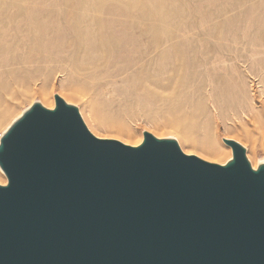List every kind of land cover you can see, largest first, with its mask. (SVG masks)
I'll list each match as a JSON object with an SVG mask.
<instances>
[{
  "label": "water",
  "instance_id": "obj_1",
  "mask_svg": "<svg viewBox=\"0 0 264 264\" xmlns=\"http://www.w3.org/2000/svg\"><path fill=\"white\" fill-rule=\"evenodd\" d=\"M0 139V264H264V163L99 138L55 95Z\"/></svg>",
  "mask_w": 264,
  "mask_h": 264
},
{
  "label": "rangeland",
  "instance_id": "obj_2",
  "mask_svg": "<svg viewBox=\"0 0 264 264\" xmlns=\"http://www.w3.org/2000/svg\"><path fill=\"white\" fill-rule=\"evenodd\" d=\"M10 1L12 0H0V4ZM85 2H99L118 7L124 2H133L144 8L135 16L127 15L115 7L107 8L100 16L98 15L101 23L97 24L98 27L92 34L93 47L96 49V45L104 44L99 50L110 60L112 64L110 70L119 76L135 74L134 69L132 70L134 66L132 61L140 57V51L146 48L145 37L140 30L129 28L131 23L128 19L141 16L154 20L156 35L158 39L164 41L163 45H160L169 48L170 43L173 45L170 51L168 48L169 54L164 59L169 65L172 80L188 87L187 95L192 98L191 100L189 98V108L194 107L199 98L205 101L208 91L213 95L216 116L212 113L204 114L207 119L201 116V127L193 133L189 131L192 137L200 139L204 134V126L208 124L209 138L217 148L219 144L223 148L222 154L215 157L225 158L226 161L231 158L232 149L223 141L225 136L229 135L237 139L246 149V157L250 162L257 163L264 158L262 150L264 146V0H28L26 5L28 20L32 22L34 34L46 35H44L46 37L44 44H52L48 49L54 47L56 50L57 47L64 45L68 48L74 47L75 33L83 26L76 22L79 6ZM136 48H139L137 57ZM160 52L161 48L157 44L154 55ZM48 54L50 53H40L32 58L42 60L46 57H54ZM181 58L186 61L185 64ZM183 64L180 73L178 66ZM153 65L160 64L154 62ZM143 68V65H140L138 71ZM56 76L44 75L34 81L30 90L10 106L0 107L2 109H0V129L34 100L43 101V96L37 92L39 88H42L47 100L53 104L54 94L60 93L66 102L78 108L84 120L83 98L71 95L73 88H69L70 82H64L65 84L59 87ZM128 78L130 87H133L135 92L140 82L132 76ZM251 84L254 94L257 95H254L255 105L248 104L252 103V95L247 92ZM173 85L175 84L171 83L169 87L166 85L165 90L170 92ZM86 86L87 97L95 104L98 112L102 113L106 120H110L111 124H121L122 118L118 112L112 110L109 112L102 107L96 92L92 91L93 86L90 83ZM149 89L163 91L154 86ZM77 91L83 92V89L78 88ZM130 93L127 94L124 104L129 110L131 109L129 114H134V117H131L123 127L128 129L131 135L117 137L115 133L98 131L105 138L121 142L128 139L138 143L143 140L142 132L148 131L158 138L173 137L180 146L181 138L178 131L171 132L163 126L173 125L174 128H182L185 125H178V121H175V117L171 115L160 113L156 116V113L149 112V108L144 104H138L135 93L134 95ZM143 99L144 96L140 101H144ZM180 131L183 132L182 129ZM254 142L256 150L253 151ZM191 154L210 160L200 150H193ZM0 175L5 179L1 172Z\"/></svg>",
  "mask_w": 264,
  "mask_h": 264
},
{
  "label": "bare ground",
  "instance_id": "obj_3",
  "mask_svg": "<svg viewBox=\"0 0 264 264\" xmlns=\"http://www.w3.org/2000/svg\"><path fill=\"white\" fill-rule=\"evenodd\" d=\"M27 1L28 0H12L6 4H0V107H8L22 95H25L30 90L34 81L41 79L46 74H54L57 75L56 77L59 81V87H62V85L65 84L64 82H70L69 88H73L71 95L83 98L84 120H82L89 131L99 138L105 137L98 130L115 133L114 135L117 137L124 135L129 137L131 135L128 129L123 127L126 122L131 120V117H134V114H129L131 109L129 110L127 105L124 104L127 94L131 92L130 95H134L135 93L138 104H144L149 108V112L156 113V116L160 115V113L163 115H171L175 117V121H178V125H185V127L182 128H174L173 125L163 126L171 130V132H176L174 130L178 131L182 145L180 146L184 153L193 155L191 154L193 150H200L205 153V156L210 158L209 160L208 158L206 159V157L199 156L201 159L221 165L226 164L232 159L233 153L231 158H228L227 161L225 158L215 157L216 155L222 154L221 151H223V148L220 144L217 148L212 139L209 138L208 124L204 126V134L200 139H196L194 136L192 137L194 130L201 127V116H204L205 113H212L216 116V107L215 104H213L214 100L212 98L213 95L208 91L207 99L205 101H203V98H199L197 99L195 106L189 108V98L190 100L192 98L187 95L188 87L172 80L169 65L164 59L169 54V47H162L160 45H163L164 41L158 39L156 35V25L154 20L141 16L139 18L136 16L137 18L128 19V22L131 23L129 27L131 30L138 29L144 34L146 45V48H143L141 50L142 52L140 51L141 59L140 57H137L139 48L135 49V56L137 59H134L133 61L131 60L132 65H134L132 68V70L134 69L133 72H135L134 75H117L114 71L110 70L109 67L112 66V64L108 57H106L107 55L100 53L99 49H101L104 44L96 45V49L93 47L94 40L92 39V34L95 29H97V24L101 23L99 16L102 12H105L107 8L115 7L127 15L134 16L136 13L139 14L144 8H141L140 5L133 2H124L121 7L104 5L99 2H85L83 5L79 6L80 11L77 15L76 22L83 26L79 27L75 33V46L68 48L64 45L62 47H57L55 50L54 47L48 49L52 44H44V40H46L45 34H34L35 29L32 27V22L28 20V9L26 8ZM157 44H159L161 52L154 55V50ZM171 46L173 45L170 43V48ZM40 53H50L48 55H54V57H46V59L42 60L32 58L33 56H38ZM144 57L145 64H143ZM181 60L184 61V64L186 63L184 59L181 58ZM154 62L159 63L160 65L154 66ZM184 64L178 66V68H180V73ZM140 65H143L144 68L141 71H138ZM34 72L37 73L35 74ZM129 76H132L135 80H139L140 82L135 92H133V87H130ZM89 83L93 86L92 91L96 92V96L100 99L102 107L108 109L109 112L110 110L118 112V115L122 118L121 124H111L110 120H106L105 116L98 112L95 104H93V102L87 97L88 91H86V85ZM171 83L175 85H173L172 90H169L170 92H167V90H165L167 89L166 85L169 87ZM151 86H154V88H160L163 91L157 92L151 90L149 89ZM249 87V91L247 90V92L252 95V103L248 104L255 105V102L253 103V101L255 99L254 95L256 94L253 92L254 88L252 84L251 86L249 85ZM78 88L83 89V92L77 91ZM137 89H142L144 92H140ZM37 92L43 96V101L34 100L30 105L23 108L20 113L6 122L0 129V139L12 124L22 116L24 111L29 109L35 102H40L43 106L53 109L56 102L55 95L61 97L60 93H55L53 104L51 101L47 100L45 97L46 95L43 94L44 91L42 88H39ZM143 96L144 101H140V98ZM248 100L249 99H247L246 102H248ZM117 101L119 104H115ZM121 103L123 105H121ZM205 119L207 118L205 117ZM181 129L183 132L180 131ZM189 131L192 133H189ZM144 132L148 131L142 132L143 139ZM224 139L237 141V139L229 135L225 136ZM125 140L126 141H123L124 144L132 146H137L143 141L142 140L138 143V141ZM252 150H256L255 142ZM262 150L264 151V146L262 147ZM211 158L215 159L212 160ZM249 163L252 168L256 170L260 164L264 163V158L258 160L257 163L255 161H249ZM0 172L5 176L1 167ZM5 179L0 175V185H6L7 179L6 181Z\"/></svg>",
  "mask_w": 264,
  "mask_h": 264
}]
</instances>
